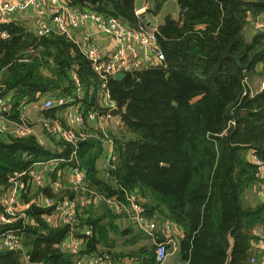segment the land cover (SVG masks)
Instances as JSON below:
<instances>
[{
	"label": "trees",
	"instance_id": "1",
	"mask_svg": "<svg viewBox=\"0 0 264 264\" xmlns=\"http://www.w3.org/2000/svg\"><path fill=\"white\" fill-rule=\"evenodd\" d=\"M62 1L130 29L147 27L136 13L137 0ZM171 1L180 15L156 28L165 61L121 81L103 80L67 35H39L14 20L0 24V99L10 105L0 122L33 130L36 123L22 118L27 107L49 98L74 100L42 110L41 133L0 132V213L16 174H26L21 181L30 192L23 197L30 203L24 214L30 223L22 218L0 226V241L10 229L22 236L20 250L0 248V264H78L99 253L114 264H155L151 237L132 225L124 228L106 204L78 201L74 226L47 220L65 196L78 194L71 183L76 170L85 172L79 195L92 192L127 205V196L138 193L147 218L159 227L173 223L154 235L159 243L172 241L170 251L176 244L181 264H226L230 238L232 264H259L264 201L252 157L264 162V91L255 93L249 83L264 79V24L257 27L264 23V0H155L146 13L158 16ZM248 30L254 31L251 40ZM78 88L82 98L76 97ZM70 106L78 108L83 125L68 121ZM56 127L74 132L75 141L49 131ZM107 150L113 159L105 166ZM55 159L66 162L49 173L44 186L29 184L36 164ZM45 199L54 205L45 207ZM73 230L80 236L92 230L80 253L63 249ZM142 239L150 243L138 247Z\"/></svg>",
	"mask_w": 264,
	"mask_h": 264
},
{
	"label": "built area",
	"instance_id": "2",
	"mask_svg": "<svg viewBox=\"0 0 264 264\" xmlns=\"http://www.w3.org/2000/svg\"><path fill=\"white\" fill-rule=\"evenodd\" d=\"M31 8L37 10L40 20L48 18L53 24L52 26L50 22H40L39 26H37V34L47 35L55 30L60 34L67 35L80 47L82 53L91 61L94 70L105 81L108 78H115L120 73L127 75L145 68H155L165 61V55L160 47L156 28L130 29L119 19L105 17L92 12H84L79 9H71L62 0H0V24L12 22V16L16 12L23 13ZM263 24V22H258L257 27L263 28ZM100 34H103L106 39V43L101 46L98 37ZM2 37L5 38L6 34H3ZM249 86L253 88L250 83ZM103 88H105V85H103ZM251 91L253 92L252 89ZM260 91H264V79H261L259 89H254L255 93ZM76 97L82 98L81 88L77 89ZM106 98L107 106L112 108L114 105L109 100L108 93ZM72 102L74 100L71 98H60L57 101L49 98L43 101L41 109L49 110L71 104ZM68 108L71 109L70 112L66 111L68 121L71 124L83 125L82 115L79 114L78 108L74 106ZM9 110L10 105L5 100L0 99V117L5 112H9ZM22 118L26 119V116L22 115ZM90 118L95 119L96 115L92 114ZM100 121L104 123L107 119L100 117ZM115 125L120 126L118 117H116ZM10 130L13 129L7 126V121L1 120L0 132H10ZM49 131L52 134H58L59 138L69 143H73L76 139L74 132L65 131L61 127H56ZM12 132L20 136H26L30 135L32 130L20 126ZM40 142L44 143L42 140ZM107 153L110 156L105 161V166H108L109 161L113 159L112 150H107ZM252 159L259 168L261 182L257 187V192L264 201V162L255 156ZM64 162L66 161L58 159L39 162L34 166L35 169L29 173V184L44 186L48 182L49 173L55 171ZM24 175L26 174L15 175L11 180V187L2 199L5 211L0 213V226L12 225L15 222H19L22 218L26 219V223H30V220L24 215L25 210L30 206V203H26L25 199H23L24 195L30 193L27 189V184L21 181ZM71 183L78 194L74 198L65 196L64 201L58 203L56 213L47 219L50 223L60 221L63 224L74 226L77 223L78 201L88 207H100L102 204H106L107 207L121 217L122 221L151 237L152 244L157 247L155 264H166L170 256L176 252V244L173 251H170L168 246L172 244V241L159 243L154 235L157 229L166 230L172 227L173 223L167 222L159 227L155 221L147 218L141 206V199L138 193H132L127 196V205L92 192L88 195H79L80 191H85L83 188V185H85V172L79 170L72 174ZM55 186L56 188L61 187L60 183H56ZM52 205L54 203L49 199L44 200L45 207L48 208ZM91 236L92 230H86L84 236L77 235L76 231L73 230L69 238L63 243V249L67 252L80 253L84 250ZM258 237V250L264 253V233L259 234ZM0 248L20 250L22 248L20 231L18 229H10L6 232L0 241ZM251 262L255 263V259ZM78 264H114V262L110 255L99 253L83 258Z\"/></svg>",
	"mask_w": 264,
	"mask_h": 264
},
{
	"label": "crops",
	"instance_id": "3",
	"mask_svg": "<svg viewBox=\"0 0 264 264\" xmlns=\"http://www.w3.org/2000/svg\"><path fill=\"white\" fill-rule=\"evenodd\" d=\"M12 20H14L15 22L21 21L22 24L30 32H33V33H37V28H38L37 26H39V23L42 22V21H45L47 23L50 22L51 25L53 26L52 22L48 18H46L45 20H40L38 15H37V10L34 9V8H31L30 10H27L26 12H23V13L16 12L12 16ZM253 35H254V31H251V30L247 31L248 40H251ZM98 37H99L100 46L102 44L106 43V39H105V36L103 34L98 35ZM257 81H258V79H255V80L252 81L253 85L255 86V89H256V87H258L257 86ZM42 103L43 102H41L39 104L31 105V106H35V109L32 110V111H29V108L31 107V106H29L23 112V115H25L27 119H30L31 123L34 122L36 124H40L41 126L45 123L44 118L40 115L41 112H42V109H41V104ZM70 110L71 109L68 108V112H70ZM39 139L42 140V142H44V144H46V139H45V137L43 135L40 134L39 135ZM101 163H102V161H101ZM175 231H177V230H175ZM176 252H177V250H176ZM176 252L173 255L170 256V258L167 260L166 264H181L178 255H176ZM259 260H262L264 262V253L261 254V256L259 257ZM127 264H131V263L128 262Z\"/></svg>",
	"mask_w": 264,
	"mask_h": 264
},
{
	"label": "rangeland",
	"instance_id": "4",
	"mask_svg": "<svg viewBox=\"0 0 264 264\" xmlns=\"http://www.w3.org/2000/svg\"><path fill=\"white\" fill-rule=\"evenodd\" d=\"M154 2H155V0H147L146 1V10L152 9L154 6ZM145 14H146V17L149 20V22L157 28L164 23L165 18L168 16H171L174 19L178 18V16L180 15V11H179V7H178V3L176 1H171L165 6L163 11L158 16H153L152 14L146 13V12H145ZM19 23L22 24L21 21H19ZM260 81H261V79H258V81H257L258 87H256V89H259ZM252 86L255 89V86L253 85V83H252ZM34 109H35V106H31L29 108V111H32ZM34 132H40L41 133L42 132V126L40 124H36V126L32 130V133H34ZM46 146H48V144ZM122 223H123L122 225L124 226V228L128 227V224L126 222H122ZM143 243L144 242L142 239V242L139 243L138 247H140L141 246L140 244H143ZM147 243H150V241L146 240L144 244H147ZM134 248L135 247H133V246H128L126 248V250L129 251V250L134 249ZM259 264H264V262L262 260H260Z\"/></svg>",
	"mask_w": 264,
	"mask_h": 264
},
{
	"label": "water",
	"instance_id": "5",
	"mask_svg": "<svg viewBox=\"0 0 264 264\" xmlns=\"http://www.w3.org/2000/svg\"><path fill=\"white\" fill-rule=\"evenodd\" d=\"M146 1L147 0H137L136 5H135V10H136V13L140 15L144 25H146L150 29H155L156 27L149 22V20L146 17V14H145V12L147 11L146 10ZM236 61L238 62L239 66H241V60L236 59ZM126 76H127L126 74L120 73V74H117L114 79L117 81H121L124 78H126ZM230 246L231 247L228 251V259H227L226 264H232V260H233L234 241L231 238H230Z\"/></svg>",
	"mask_w": 264,
	"mask_h": 264
}]
</instances>
